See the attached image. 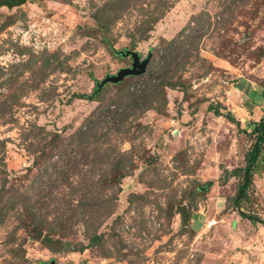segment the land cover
<instances>
[{
    "label": "rangeland",
    "instance_id": "1",
    "mask_svg": "<svg viewBox=\"0 0 264 264\" xmlns=\"http://www.w3.org/2000/svg\"><path fill=\"white\" fill-rule=\"evenodd\" d=\"M107 4L105 32L94 17ZM160 15L148 40L139 41L142 22ZM110 48L153 58L146 75L127 78L121 93L109 85L101 102L91 101L97 82L132 65ZM261 49L264 0H28L0 8V264H264V196L257 194L264 152L242 209L234 202L242 177L221 179L223 170L246 166L256 142L249 126L264 117ZM57 64L65 70L51 71ZM149 73L181 79L186 92L167 89L164 114L138 110L118 121L107 112V125L94 127L98 137L81 139L78 131L128 87L153 85ZM113 150L136 170L121 191L108 192L118 200L98 222L99 246L78 251L89 244L91 224L55 235L70 244L66 252L50 250L45 231L20 228L27 207L55 220L77 205L106 167L90 162ZM150 157L156 160L147 166ZM64 175L66 183L55 185ZM178 205L190 212L184 228Z\"/></svg>",
    "mask_w": 264,
    "mask_h": 264
},
{
    "label": "trees",
    "instance_id": "2",
    "mask_svg": "<svg viewBox=\"0 0 264 264\" xmlns=\"http://www.w3.org/2000/svg\"><path fill=\"white\" fill-rule=\"evenodd\" d=\"M116 5L118 3H115ZM122 4V2L120 3ZM119 4V5H120ZM112 5L107 4L104 9H101L94 17V20L99 25V28L101 30H104L107 32L109 30L107 26V18L104 16L105 12L108 11V8ZM160 19H162V15L158 16L157 18L148 17L146 20L142 22L140 27H138V31L141 34V37L139 41H146L150 37V32L152 31L155 24H157ZM172 45V43H170ZM109 45V44H108ZM133 47H135V44H133ZM111 49V48H110ZM112 54L114 57L117 58H123L119 54V52L115 51L114 49H111ZM259 60L261 58H264V49L260 50V54L258 56ZM43 68L50 67V64L43 65ZM61 67V70H65L62 67V64H57L52 67L51 71L58 70ZM146 75V74H145ZM150 75V73H149ZM144 76V75H143ZM143 76H140L141 78ZM148 76V75H147ZM151 78H149L150 82H152L153 85H150L145 88L136 89L134 86L132 88L128 87L126 89V95L125 97H121V99L118 100V102H114L111 106H107V108L102 109L96 114L95 120H91V124L88 126V129H80L78 131L79 136L82 140L86 139L87 137H98V132H96L95 128H98L99 125L102 123H105L107 125V122L105 120V117L108 116V114L114 115L118 118V121L122 120V118H126V120L130 117L131 113H135V111L142 110V111H150L153 110L158 114H164L167 109L168 104V97H167V89L172 90H181L182 92H186L185 83L178 79L177 81L170 79L168 77H164L162 75L155 76L153 74L150 75ZM132 78V77H129ZM139 79V77H133V79ZM126 80V79H125ZM124 80V81H125ZM124 81L112 85L108 84L106 85L102 90L100 91H94V93L87 97V99L91 101H102V99L105 96L106 90L109 87V85H112L114 88L119 90L121 93L123 90ZM85 96H81V98H84ZM126 99V100H124ZM112 107H114L112 109ZM107 109V110H106ZM106 110V111H105ZM209 111L213 112L218 117H224L230 122H234V118L232 114L226 113L223 114L221 111L220 106H210ZM108 112V114H107ZM117 121V120H116ZM249 128H251V134L255 136L256 142L248 153L245 156V160L247 162L246 166L244 168H239L233 171L229 170H223L221 173V179L222 182L227 180L229 176H233L235 178L242 177V183H240L238 192L235 198V205L237 208L242 209V206L244 203H248L250 201V189L254 182V174L255 171L259 165V160L264 152V117L260 119L257 122L252 123ZM94 129V131H93ZM60 136L56 134L54 138L50 141V144H54L59 140ZM49 144V145H50ZM41 154L45 153V148L40 151ZM104 157H108L109 160L100 163L101 160L105 159ZM104 157L97 158L96 161H92L90 163L96 164V165H104L105 168L103 169L102 175L99 176L97 180L90 179L89 183L86 185L87 181L85 182L84 186V196L80 199V202L77 205L72 206L69 210H66L64 212H57L56 216L57 218L55 220H49L48 214H43V212L39 210H35L32 207H27L24 211L20 212L19 220L21 221L22 225L20 228H24L25 230H28L30 228H34L37 232H40L41 234L45 231L46 234L43 237V242L46 243L49 246V249L54 252H66L68 247H70V244L68 242H63L61 238H56L55 235H59V233H63V238L69 236L71 234V231L73 230V226L80 224L85 226L86 228L88 226H94L93 228H87L88 231L92 232L89 237V244L86 246H82L79 248V252L83 253L88 249H92L96 246H99L102 242L103 235L100 234L98 227L99 223L101 222V219H104L103 217H109L113 214V209L115 207V203L118 200V192L121 191V184L122 181L131 175L132 172L136 170V166L133 163V161L125 162L122 159L128 158L127 154L122 152H117V150H113L108 155H105ZM39 159L43 158V155H40V157H37ZM102 158V159H101ZM156 160L155 157H150L146 161V165H153L154 161ZM75 164V163H74ZM35 165H37V159L35 161ZM62 180H56L55 185L60 186L61 183L64 185L66 181L68 180L67 177H62ZM118 188V191L116 194H108L109 191H114V189ZM201 189V188H200ZM83 190V189H82ZM200 190L201 193H206L207 190L203 188ZM199 192V191H197ZM199 192V193H200ZM110 193V192H109ZM103 207V208H102ZM42 208V207H41ZM175 207L172 206L171 208L167 209V213L169 216L173 215ZM242 217L248 218L252 223H258L260 222L258 218L252 215H247L243 213L241 210L239 211ZM262 222V221H261ZM264 223V221H263ZM97 226L95 227V225ZM59 231V232H57ZM61 237V235H60ZM54 243H59L60 245L57 247V249H54ZM76 251V250H74Z\"/></svg>",
    "mask_w": 264,
    "mask_h": 264
},
{
    "label": "water",
    "instance_id": "3",
    "mask_svg": "<svg viewBox=\"0 0 264 264\" xmlns=\"http://www.w3.org/2000/svg\"><path fill=\"white\" fill-rule=\"evenodd\" d=\"M27 2L28 0H0V8H18ZM119 54L123 57L131 58L132 65L130 67L121 69L115 75H108L102 81L97 82V89L95 90L96 92L102 90L108 84L116 85L129 77H138L144 75L147 72L148 66L153 58V54L151 52L146 58H142L138 52L131 50L120 51ZM175 213L180 216L181 227H186L190 220V212L188 207L186 205H178Z\"/></svg>",
    "mask_w": 264,
    "mask_h": 264
},
{
    "label": "crops",
    "instance_id": "4",
    "mask_svg": "<svg viewBox=\"0 0 264 264\" xmlns=\"http://www.w3.org/2000/svg\"><path fill=\"white\" fill-rule=\"evenodd\" d=\"M242 102H243V99H242ZM241 110L244 111V109L242 108ZM251 113V112H249ZM261 162H264V158H262ZM259 167V166H258ZM260 168V167H259ZM262 170V171H261ZM261 171L262 172V183L264 182V166L263 168H260L258 171H257V174H259L258 172ZM255 174L254 177L257 175ZM264 184V183H263ZM257 194L260 196L261 194L264 196V189L261 191L259 188H257Z\"/></svg>",
    "mask_w": 264,
    "mask_h": 264
},
{
    "label": "built area",
    "instance_id": "5",
    "mask_svg": "<svg viewBox=\"0 0 264 264\" xmlns=\"http://www.w3.org/2000/svg\"><path fill=\"white\" fill-rule=\"evenodd\" d=\"M224 83H228V82H224ZM212 227V224L210 223L209 225H208V228L210 229Z\"/></svg>",
    "mask_w": 264,
    "mask_h": 264
}]
</instances>
